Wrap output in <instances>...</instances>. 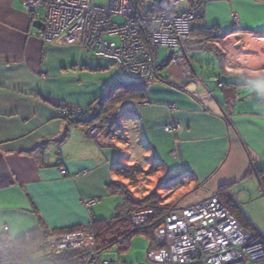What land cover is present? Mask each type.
<instances>
[{
  "label": "crops",
  "instance_id": "obj_1",
  "mask_svg": "<svg viewBox=\"0 0 264 264\" xmlns=\"http://www.w3.org/2000/svg\"><path fill=\"white\" fill-rule=\"evenodd\" d=\"M192 5L202 9L198 25L224 34L221 49L199 50L191 39L174 57L160 61L158 53L157 79L144 99L125 104L133 158L152 161L163 188L200 192L198 201L222 190L238 221L264 241V0H191L179 9ZM33 15L20 0H0V237L9 241L41 227H87L115 215L113 198L121 200L109 186L122 154L107 134L94 141L89 125L67 128L56 116L62 103L92 106L121 70L64 39L43 43L33 22L44 8ZM196 53L207 55L205 67ZM174 123L179 128L164 130Z\"/></svg>",
  "mask_w": 264,
  "mask_h": 264
},
{
  "label": "built area",
  "instance_id": "obj_2",
  "mask_svg": "<svg viewBox=\"0 0 264 264\" xmlns=\"http://www.w3.org/2000/svg\"><path fill=\"white\" fill-rule=\"evenodd\" d=\"M162 2L167 10L150 12L147 0H106L104 4H94L92 0H20L31 20H35L33 8H44L40 21L43 28L37 32L43 43L50 44L60 38L74 43L85 53L118 67L124 78L144 85L156 78L158 49L166 48L171 57L180 54L195 19L202 12L200 6L172 9L189 4V0ZM113 17H122L123 22L114 23ZM214 45L220 47L219 41ZM62 106L66 108L64 114L82 118L90 115L87 107ZM126 117L122 115L118 120L122 129H126ZM176 128L179 124L174 123L166 125L164 130L170 132ZM95 132L99 130L93 129L92 133ZM60 173L66 174L64 169ZM149 176L157 182L163 177L159 169ZM126 180L129 185L134 182ZM164 191L167 189L161 187L160 193ZM94 203L88 200L85 205L91 208ZM153 213L149 208H132L129 222L121 234L114 236L117 243L121 244L134 228L145 225ZM92 223L80 231L51 235L46 251L34 259L16 261L7 249L0 248V264H56L59 256L67 264H123L103 255L101 240ZM153 238L156 246L146 255L149 264H264V243L238 222L218 195L176 207L154 229Z\"/></svg>",
  "mask_w": 264,
  "mask_h": 264
},
{
  "label": "rangeland",
  "instance_id": "obj_3",
  "mask_svg": "<svg viewBox=\"0 0 264 264\" xmlns=\"http://www.w3.org/2000/svg\"><path fill=\"white\" fill-rule=\"evenodd\" d=\"M96 3H100V4H104L106 3V0H92ZM156 3V2H155ZM163 3V2H162ZM151 4V0H147V5ZM182 5H178L176 7H172L173 10H181L179 9ZM201 11V9H200ZM201 19V15L199 18L195 19V22L197 20ZM113 22L114 23H122L123 22V18L122 17H113ZM190 39V36L187 40ZM116 42V39H113ZM214 44V43H213ZM215 46V45H214ZM217 50L220 51L221 46L217 47ZM200 47L198 46L197 49H199ZM201 50V49H199ZM159 55H160V61H162L163 59H166V55L168 54V51L166 50V48L161 47L158 51ZM198 53H200L198 51ZM207 55L204 53L201 57L197 55V53L195 54V56L193 55L194 58H196L197 60H201L203 62L204 67L206 66V64L208 63L209 60H207ZM159 61V60H158ZM196 70L197 73L200 74L201 73V69H200V65L196 66ZM210 84H217L216 83V77L215 75L212 74V70H210ZM215 72H218V68H215ZM207 75V74H206ZM218 75V73H217ZM182 76L189 80L192 78L193 74L191 72V68H189V66H186L183 71H182ZM120 79V81H118ZM117 80V84H120L122 82H129V83H135L132 82L131 80L124 78L122 75L121 77ZM156 79V78H155ZM154 79V80H155ZM152 80L149 85L154 81ZM147 85V87L149 86ZM62 104H59L56 108V116L58 119L62 120V117H80V115H74L72 113L69 114H63V110H66V108H64ZM67 106V105H66ZM69 107V106H67ZM92 106H87L88 111H89V117L87 119H89L92 116ZM78 107H70V109H77ZM80 109V108H78ZM127 107L125 106V104H119L118 106H116L115 110L112 112V115L109 116V120L108 123H104V127L102 128H98L96 127V124H92L90 126H88V135L94 140H98V138L102 135H106L107 134V138L108 141L111 143V145L118 149L120 151V153L122 154V159L120 163L121 168L123 171H127V172H132L133 175V180L134 182L131 183V185H129V182L126 179H129L128 177H124V176H117L115 179H113L114 182L119 183L120 185L122 184L124 186V188L122 187V189L124 190V192H126V196H128L129 199L132 200V204L133 207L131 206L129 208V210H131V208L134 207H141V202L146 199L148 196L151 195H156V197L160 200L159 205L163 206V205H170L175 207H179V206H183V205H189L191 203H195L199 200V197H201L200 192H195L192 191L188 194V190L183 189L182 191H174L173 187H170L167 185V189L168 191H164L163 193H160V188L164 187L163 184H161L162 186L159 185L160 183V179L158 180V182L156 180H154L153 178H150V174H152L153 172H155L158 167L156 165L153 164L152 161L150 160H135L133 157H135L136 155L133 153V136H132V131L130 129L129 126V122L131 123L132 120L129 119V117L127 116ZM62 114V116L59 117V115ZM68 115V116H67ZM122 115L127 116L126 118V129H122L120 127V123L118 120L119 118L122 117ZM82 118V117H81ZM96 129L99 130V133L96 134L92 133V130ZM136 136H135V140H136ZM136 143V142H135ZM132 169V170H130ZM152 172V173H151ZM131 180V179H130ZM163 180H161L162 182ZM171 182V181H170ZM132 186V187H131ZM166 186V185H165ZM132 191H130V189H132ZM165 190V188H163ZM171 189V190H169ZM188 194V195H187ZM187 195V196H186ZM113 198V197H112ZM114 200H116V203L119 204L120 203V199L116 198V196H114L113 198ZM112 199V200H113ZM112 209L114 210L115 206H111ZM173 208V209H174ZM130 212V211H129ZM128 214V213H127ZM114 215V212L111 214H109L107 216V218H105L106 220H110ZM126 221H124V224H115L113 226L108 227L107 229H104L102 232H97L98 233V237L101 240L100 241V248L103 249V255H108L110 257H113L114 260L117 263H123V264H138V263H147L146 261V255H147V251L151 248H154L156 246V243L153 240L151 241L144 233L139 232L136 233L134 235H132L129 240L127 241V243L124 246H118L117 244L111 245L109 247H107L106 249H104L106 246L116 242L117 240L114 238L115 235H119L121 234V230L124 228V225H126L129 222V214L126 215ZM148 226V225H147ZM261 239V238H260ZM261 241L264 243V241L261 239ZM24 249V248H23ZM41 251H44L41 250ZM39 250H37L35 247H27L25 248V252L26 255L25 257L28 259L31 258H36L38 256H36L38 254Z\"/></svg>",
  "mask_w": 264,
  "mask_h": 264
},
{
  "label": "trees",
  "instance_id": "obj_4",
  "mask_svg": "<svg viewBox=\"0 0 264 264\" xmlns=\"http://www.w3.org/2000/svg\"><path fill=\"white\" fill-rule=\"evenodd\" d=\"M189 2H191V0H189ZM194 6L195 5H192L191 7H194ZM149 8H150V12H154V11L163 12L167 10V7L162 2L160 4H157L151 1ZM200 20L201 19L194 22L191 32H190L189 40L192 39L193 43H197V44L200 43L201 45H198V46H201L203 50L217 51V48L214 46L213 43L220 41L223 38L224 34H220L214 29H206L198 25L197 23L200 22ZM158 71H159V68L157 66L156 79L158 77ZM146 88H147V85L138 84V83H129L127 81L122 82L120 84H116L109 92L105 93L99 100L94 102L93 107H91L92 116L89 119L81 118V117H62L63 118L62 120L65 121V123L67 124V128H69L71 125H74V124H83V125H89V126L92 124H96V127L102 128L104 127V123H108L109 116L112 115V112L115 110L116 106H118L119 104H127L133 101H141L145 97ZM63 138H65L64 135L61 137V139ZM120 165H121L120 163L115 165V173L119 176L128 177L129 179L133 180L134 178H133L132 172L123 171L122 169H120L121 168ZM122 187L124 188L122 184L120 185L117 182L109 186L110 192L112 193L120 192L121 202L116 209L114 217L111 218L110 220L92 221L93 229L97 235H98L97 232H102L104 229H107L110 226H113L115 224H120V223L124 224V221H126V218H127L126 215H128L132 211V208L131 210H129L131 206L133 207L132 200L129 199L128 196H126V192H124ZM219 192L220 193L218 197L220 198L222 204L236 218L235 213H234L236 211L233 210L234 208L232 206L228 205V201L225 199V195L222 193V190ZM159 203H160V200L156 197V195H151V196H148L146 199H144L141 202L140 208H149V209L154 210L152 218L149 219L145 223V225H143L142 227L134 228L129 234H127L123 238V241L121 242V244H118L116 241L106 246L104 249L114 244H117L118 246L122 247L127 243V241L132 235L142 232V231H143L142 233H144L152 241L154 229L163 222L164 216L167 213H169L170 211L176 208L170 205L161 206L159 205ZM241 225L253 231L249 226L244 225V224H241ZM85 228L86 227L74 226V227L65 228V229H61L57 231H52V233H48L44 227H41V228L35 229L28 235L22 236L14 241H9L6 237H0V248L7 249L14 260L16 261L24 260V259H28L25 257L26 255V253H24L25 248L35 247L37 250H39V253L41 255L46 251L47 241L51 235L80 231ZM43 249L44 251H41ZM56 264H67V262L63 256H59L56 259Z\"/></svg>",
  "mask_w": 264,
  "mask_h": 264
},
{
  "label": "water",
  "instance_id": "obj_5",
  "mask_svg": "<svg viewBox=\"0 0 264 264\" xmlns=\"http://www.w3.org/2000/svg\"><path fill=\"white\" fill-rule=\"evenodd\" d=\"M152 2H156L157 4H160L162 0H151ZM33 26L39 29L43 28V23L40 21H34ZM176 178V176H170L163 179V183H168L170 181H173Z\"/></svg>",
  "mask_w": 264,
  "mask_h": 264
},
{
  "label": "bare ground",
  "instance_id": "obj_6",
  "mask_svg": "<svg viewBox=\"0 0 264 264\" xmlns=\"http://www.w3.org/2000/svg\"><path fill=\"white\" fill-rule=\"evenodd\" d=\"M155 12V11H154ZM64 114V113H63ZM68 116V115H67Z\"/></svg>",
  "mask_w": 264,
  "mask_h": 264
}]
</instances>
